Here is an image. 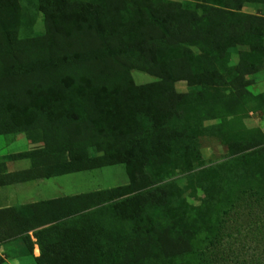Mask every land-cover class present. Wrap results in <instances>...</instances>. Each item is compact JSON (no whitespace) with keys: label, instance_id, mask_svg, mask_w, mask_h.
<instances>
[{"label":"trees","instance_id":"trees-1","mask_svg":"<svg viewBox=\"0 0 264 264\" xmlns=\"http://www.w3.org/2000/svg\"><path fill=\"white\" fill-rule=\"evenodd\" d=\"M32 1L41 29L0 41V136L33 147L0 186L114 165L129 182L1 208L0 244H38L36 264H215L238 218L264 225V131L244 123L264 113L259 0ZM204 137L229 159L208 167Z\"/></svg>","mask_w":264,"mask_h":264},{"label":"rangeland","instance_id":"rangeland-1","mask_svg":"<svg viewBox=\"0 0 264 264\" xmlns=\"http://www.w3.org/2000/svg\"><path fill=\"white\" fill-rule=\"evenodd\" d=\"M247 12L264 16V0H259V4L246 8ZM38 4L32 0H12L6 7L0 9V41L17 40L20 37L32 36L36 30L41 29ZM236 60V55L234 57ZM138 83H144L149 77L144 73H135ZM178 90L185 91L187 86L183 83L176 85ZM253 93L264 92V70L255 76V83L250 87ZM207 122L206 125L213 124ZM247 128H260L264 131V113L251 112L244 120ZM8 135V134H7ZM0 136V154L19 153L33 147L24 133H21V141L10 145V138ZM264 148V144H262ZM253 149L248 150V152ZM202 153L206 157L207 166H214L228 160L227 148L216 137L202 138ZM10 155V154H8ZM30 164V163H29ZM14 170L27 169L28 163L25 160L11 161ZM129 178L124 165H114L72 173L69 175L37 180L28 183V186H37V193L31 192L34 201L42 199L58 198L65 195H75L89 191H96L106 188L125 185ZM42 186V187H40ZM44 187V189H43ZM8 189H1L6 192ZM41 191V193H39ZM247 214V213H246ZM238 218L241 222V232L231 230L232 236L225 241V253L222 258L215 260V264H264V225L263 217L259 215L253 227H249L245 222L247 215ZM21 264H36L30 255L18 259Z\"/></svg>","mask_w":264,"mask_h":264},{"label":"crops","instance_id":"crops-1","mask_svg":"<svg viewBox=\"0 0 264 264\" xmlns=\"http://www.w3.org/2000/svg\"><path fill=\"white\" fill-rule=\"evenodd\" d=\"M21 133L18 134H8L5 137L10 138V145H13L16 142L21 141L20 138H17V136H20ZM22 152V151H20ZM11 153H6L5 155L0 154V163L3 162V158ZM15 161V160H13ZM18 161V160H16ZM28 163L27 168L30 167V161L25 160ZM6 168L8 172H14V171H19V170H14V167L11 166V161H6ZM43 180V179H41ZM29 182H21V183H14V184H9V185H3L0 186V191L1 189H8L6 192H0V209L1 208H7L11 206H16V205H22V204H28L32 202H37L34 201L35 199L34 196H31V192L37 193L38 191V185L37 186H28ZM34 182V181H32ZM36 182V181H35ZM42 187V186H40ZM44 189V187H43ZM41 193V191H39ZM46 200V199H42ZM40 201V200H39ZM32 238L34 241H36L35 237L33 236V233L31 232ZM0 254L6 255V264H21L18 259L28 256L29 254L24 251V247L21 244H18V242H6V243H1L0 244ZM34 258L40 256V248L38 244L34 245V255H30Z\"/></svg>","mask_w":264,"mask_h":264}]
</instances>
